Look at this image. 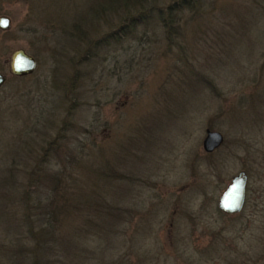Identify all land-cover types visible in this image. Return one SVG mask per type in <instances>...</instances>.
Here are the masks:
<instances>
[{
	"label": "rangeland",
	"instance_id": "rangeland-1",
	"mask_svg": "<svg viewBox=\"0 0 264 264\" xmlns=\"http://www.w3.org/2000/svg\"><path fill=\"white\" fill-rule=\"evenodd\" d=\"M98 1L0 0V174L15 161L31 220L5 264H264V0H193L178 29L153 13L106 41L122 9L93 14ZM17 48L28 76L9 73ZM207 129L223 136L211 157ZM239 170L247 202L220 216ZM120 191L113 238L82 232Z\"/></svg>",
	"mask_w": 264,
	"mask_h": 264
},
{
	"label": "trees",
	"instance_id": "trees-1",
	"mask_svg": "<svg viewBox=\"0 0 264 264\" xmlns=\"http://www.w3.org/2000/svg\"><path fill=\"white\" fill-rule=\"evenodd\" d=\"M192 1L193 0H174V2L167 4L166 7L156 9L158 5H150L151 0H100L92 5V7L95 8L94 10L92 9V13L94 14L97 10H100V13H97L100 15L101 13H105L106 9L108 10L110 7H116L117 9V6L122 9V17L115 31L106 34L105 37L102 38V40L106 38V41L107 37L118 38L120 35L124 36L131 31L146 26L153 16V13H155L156 18L160 21L162 28L167 32L171 31L173 28L178 29L179 26L174 24L176 19L175 13L177 9L190 8L193 3ZM207 82L214 90L215 88L212 85V81L207 78ZM53 145H55L54 140L48 142L45 152L47 153L50 151ZM213 152L214 150L212 152L205 151V155L211 157ZM7 157L6 154L3 155L5 161L9 159H6ZM212 164L214 165V162H212ZM17 168L18 166L15 161L9 160V162L4 164L0 174V237L6 240L0 241V264H5L6 256L9 255V251H11L13 246L15 248L16 246H19V249H22V251L24 250V248H22V236L20 234L22 231L29 232L31 226V220L27 211L29 210V207L25 206L23 208L22 216L20 215L21 210L19 211V209L28 201V193L25 190V186L20 190L22 184L15 180L18 175V173H16ZM128 178L130 179V182L136 179L133 176H129ZM52 179L56 180V178L53 177H50L49 180ZM122 180L124 181V179ZM15 192H19V196H15ZM121 193L122 192L120 191L117 198H112V201L109 202V204L113 203L112 205L106 207L103 204L97 203L98 209H101L97 210L100 212V220L98 221L100 223L84 224L81 227V231L92 232V226H97L96 228H100L99 231H97L99 232V236L106 237V239L113 238L112 236L115 235L116 230L118 229V227L115 226L116 223L125 221L126 217L121 208V201L123 199ZM47 198L48 197H46V199ZM72 198L75 199L74 197ZM68 202L69 200L65 197L63 203L67 204ZM60 209L62 210L60 213L65 212L64 208L61 207ZM53 213L54 216H57L55 212ZM215 213L220 216L225 215L219 211L217 207L215 208ZM12 233L14 236L13 238H10Z\"/></svg>",
	"mask_w": 264,
	"mask_h": 264
},
{
	"label": "water",
	"instance_id": "water-1",
	"mask_svg": "<svg viewBox=\"0 0 264 264\" xmlns=\"http://www.w3.org/2000/svg\"><path fill=\"white\" fill-rule=\"evenodd\" d=\"M11 27V19L6 15H0V29L8 30ZM36 59L23 48L13 50L8 60L10 75L15 77L28 76L36 69ZM8 76L0 70V88L6 83ZM223 142V136L219 131L207 129L202 146L204 151L212 152ZM247 174L239 170L231 176L217 199V208L224 214L234 215L244 207L246 197Z\"/></svg>",
	"mask_w": 264,
	"mask_h": 264
},
{
	"label": "flooded vegetation",
	"instance_id": "flooded-vegetation-1",
	"mask_svg": "<svg viewBox=\"0 0 264 264\" xmlns=\"http://www.w3.org/2000/svg\"><path fill=\"white\" fill-rule=\"evenodd\" d=\"M245 171V170H244ZM246 172V171H245ZM247 174V172H246ZM247 180H248V174H247ZM248 189H247V183H246V197H245V203L247 202V199H248ZM245 205V204H244Z\"/></svg>",
	"mask_w": 264,
	"mask_h": 264
}]
</instances>
